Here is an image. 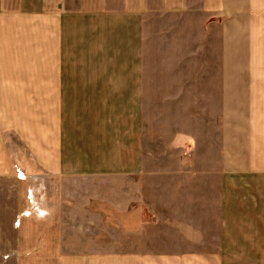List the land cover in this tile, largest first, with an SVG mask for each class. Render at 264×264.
<instances>
[{
  "label": "crops",
  "instance_id": "1",
  "mask_svg": "<svg viewBox=\"0 0 264 264\" xmlns=\"http://www.w3.org/2000/svg\"><path fill=\"white\" fill-rule=\"evenodd\" d=\"M135 176L138 264H264V0H0V264H111L64 181Z\"/></svg>",
  "mask_w": 264,
  "mask_h": 264
},
{
  "label": "rangeland",
  "instance_id": "2",
  "mask_svg": "<svg viewBox=\"0 0 264 264\" xmlns=\"http://www.w3.org/2000/svg\"><path fill=\"white\" fill-rule=\"evenodd\" d=\"M106 181L105 179L104 183L97 181L91 183L64 181V201L69 200L68 203L71 202L73 206L77 207L78 221L82 218L85 208L90 205L98 210L97 214L100 213V206L103 203L112 209L111 215L105 221L102 218H96L95 220L98 231L105 227L109 229V233L99 235L96 232L95 235L87 237V241L90 238L88 242L94 243V251L85 250L87 242L85 235L74 236L68 231L70 228H67L66 232L63 233V238L72 250L64 253L83 256L90 253L104 252L107 255L106 257L111 259V264H138V219L132 218L130 222L126 220L129 210L138 209V176ZM91 190L92 193L97 195L96 197L90 195ZM67 194H69L68 198ZM31 199L32 206L30 204L28 211H32L33 216L31 215V217L39 221V218L46 216V210L42 209L39 200L34 197H31ZM76 247L80 249L76 250ZM98 248L105 249V251H98Z\"/></svg>",
  "mask_w": 264,
  "mask_h": 264
},
{
  "label": "built area",
  "instance_id": "3",
  "mask_svg": "<svg viewBox=\"0 0 264 264\" xmlns=\"http://www.w3.org/2000/svg\"><path fill=\"white\" fill-rule=\"evenodd\" d=\"M28 195L30 196V193H29ZM30 197H31V196H30ZM31 206H32V201H31ZM33 211H34V210H33ZM34 212H35V211H34ZM29 213L33 214L32 211H31V212H28V211H27L25 214L28 216ZM36 215H37V214H36Z\"/></svg>",
  "mask_w": 264,
  "mask_h": 264
}]
</instances>
